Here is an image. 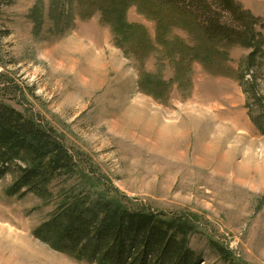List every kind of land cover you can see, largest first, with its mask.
Here are the masks:
<instances>
[{
  "label": "rangeland",
  "instance_id": "374dc122",
  "mask_svg": "<svg viewBox=\"0 0 264 264\" xmlns=\"http://www.w3.org/2000/svg\"><path fill=\"white\" fill-rule=\"evenodd\" d=\"M2 1L7 34L0 57L32 89L34 111L67 145L88 155L127 196L190 213L189 245L198 264H226L212 241L242 264H264V68L260 99H253L236 79L248 49L221 44L222 54L211 61L179 60L155 43L141 65L98 13L81 16L77 0ZM236 1L264 24V0ZM126 19L154 38L155 23L134 6ZM258 29L264 37V26ZM168 32L170 40L197 43L180 28ZM141 66L172 80L165 102L142 91ZM10 182L0 179V264H96L35 237L33 228L54 204L33 193L8 195Z\"/></svg>",
  "mask_w": 264,
  "mask_h": 264
},
{
  "label": "trees",
  "instance_id": "16d2710c",
  "mask_svg": "<svg viewBox=\"0 0 264 264\" xmlns=\"http://www.w3.org/2000/svg\"><path fill=\"white\" fill-rule=\"evenodd\" d=\"M77 6L82 17L98 13L116 44L141 65L155 43L165 46L167 57L179 60L211 61L222 54L216 48L221 44L246 48L236 79L249 97H260L256 87L264 68V37L258 28L264 24L236 0H77ZM132 6L155 23L153 39L142 24L126 19ZM172 27L197 43L186 44L177 36L170 42L166 34ZM6 34L0 24V48ZM6 66L0 57V179L10 176L8 195L33 193L54 204L33 235L57 251L96 264H198L188 236L195 229L193 216L153 209L121 192L88 155L68 146L34 111L32 89ZM158 74L141 66L139 86L165 102L172 80ZM211 243L226 264H242L230 250Z\"/></svg>",
  "mask_w": 264,
  "mask_h": 264
}]
</instances>
